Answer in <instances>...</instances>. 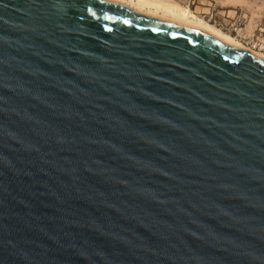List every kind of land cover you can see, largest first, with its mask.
Segmentation results:
<instances>
[{
	"label": "water",
	"instance_id": "water-1",
	"mask_svg": "<svg viewBox=\"0 0 264 264\" xmlns=\"http://www.w3.org/2000/svg\"><path fill=\"white\" fill-rule=\"evenodd\" d=\"M0 264H264V60L104 0H0Z\"/></svg>",
	"mask_w": 264,
	"mask_h": 264
},
{
	"label": "rangeland",
	"instance_id": "rangeland-1",
	"mask_svg": "<svg viewBox=\"0 0 264 264\" xmlns=\"http://www.w3.org/2000/svg\"><path fill=\"white\" fill-rule=\"evenodd\" d=\"M197 16L261 52L264 46V0H176Z\"/></svg>",
	"mask_w": 264,
	"mask_h": 264
},
{
	"label": "bare ground",
	"instance_id": "bare-ground-1",
	"mask_svg": "<svg viewBox=\"0 0 264 264\" xmlns=\"http://www.w3.org/2000/svg\"><path fill=\"white\" fill-rule=\"evenodd\" d=\"M119 4L136 14L153 17L159 21H169L172 24L185 29L205 33L221 43L241 51H249L259 59L264 60V54L252 50L234 36L224 32L214 24L197 16L191 9L183 6L176 0H104Z\"/></svg>",
	"mask_w": 264,
	"mask_h": 264
},
{
	"label": "built area",
	"instance_id": "built-area-1",
	"mask_svg": "<svg viewBox=\"0 0 264 264\" xmlns=\"http://www.w3.org/2000/svg\"><path fill=\"white\" fill-rule=\"evenodd\" d=\"M260 49H261L262 51H264V46H263V47H260Z\"/></svg>",
	"mask_w": 264,
	"mask_h": 264
}]
</instances>
